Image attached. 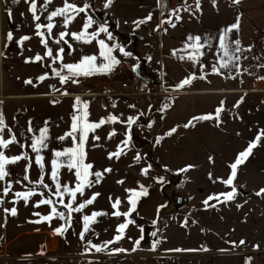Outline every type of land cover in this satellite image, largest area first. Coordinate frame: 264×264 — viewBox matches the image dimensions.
I'll return each mask as SVG.
<instances>
[{"label":"rangeland","instance_id":"1","mask_svg":"<svg viewBox=\"0 0 264 264\" xmlns=\"http://www.w3.org/2000/svg\"><path fill=\"white\" fill-rule=\"evenodd\" d=\"M178 1L166 0L164 9L161 0H113L108 8L104 7L106 0H69L78 6L89 3L91 7L86 13L77 15L67 28L62 17L53 18L51 35L47 29H40L47 41L46 48L41 43L42 37L36 34L35 25L49 23L48 14L61 7L64 0H52L51 4L36 0L39 21L25 14L7 18L8 13L4 10L8 6L26 4L29 9V3L26 0L16 3L0 0L3 7V21L0 19V114L6 124L0 131V138L16 137L15 143L0 151L9 158L27 155V159L7 165L9 175L0 180V264H264V193L256 194L264 189V111L259 109L260 96L255 91L230 92L225 87L227 75H219V80L204 71L210 65L209 57H204L203 67L197 65V78L191 84L176 87L193 75L188 72L196 67V62L188 59L186 64L180 59L192 49L179 47L189 24L182 21L178 26V11H175ZM100 13H106L108 17L105 20L97 18L95 14ZM149 14L152 19L137 27L135 22ZM88 16L98 22L87 30L89 33L104 24L115 36L109 40L105 33H100L97 40L103 39L109 45L118 44L132 53L125 57L113 50L112 54L126 64L125 72L131 75L138 69L144 77L150 78L149 84L142 83L143 94L133 96L118 90L101 77L102 73L79 77V83L75 84L70 81L61 84L59 77L54 75L53 68L59 70L61 63H77L84 56L95 55L98 64L104 62L99 56L97 40L85 43L66 36L68 44L55 42L61 32L79 33ZM206 21L204 18L201 24L209 25ZM173 25L176 30L170 34ZM228 28V25L214 30L210 27V42L207 43L206 38L203 41L209 46H219L220 36ZM8 32L13 34L11 41L7 40ZM24 36L30 39L22 40ZM228 42L231 50L232 32L228 33ZM48 48L53 50L52 57L45 55ZM60 48L65 50L63 60L53 63ZM37 55L42 57L40 61H35ZM218 59L212 58L213 61ZM222 70L228 71L231 67ZM63 74L67 75V70H63ZM43 75H46L44 80L38 79ZM211 79L216 85H211ZM28 80L32 83H25ZM64 92L68 94H62ZM77 97L81 102H88V121L107 120L109 115L118 118L116 122L105 123L89 132L85 143V162L93 166L91 171L103 175L98 183L93 182L87 187L82 196L77 194L75 204L94 193L99 195L82 212L72 214L70 226L59 218L32 223L30 221L39 219L35 213L48 215L51 209L50 205L36 206L39 200L60 199L53 195L51 160L55 151L74 147L73 138L66 133L71 131L72 116L79 114L73 107ZM99 98L113 100L101 106L94 103ZM78 107L82 113L83 105ZM218 107L223 110L217 119ZM206 114H211L213 119L195 120L192 126L184 127L193 117ZM129 117L137 118L130 130L121 122H126ZM29 127L32 132L28 131ZM42 128L48 131V146L40 152L45 165L43 169L35 163L36 153L29 147ZM173 128L175 132L165 135ZM113 131L115 135L110 138L109 133ZM127 131L131 133V146L119 159H109V153L116 152L118 146L123 147L121 142L126 139ZM258 135L261 139L257 141ZM61 136L65 139L60 140ZM97 136L99 139H95ZM159 137L163 138L157 143ZM251 142L256 146L238 166L233 185H225L222 181L230 175V165ZM137 154L142 157L139 161L134 159ZM60 162L66 164L65 158L61 157ZM121 164L132 165L140 178L156 191L155 199L150 186H145L149 194L139 199L136 211L127 218L112 215L115 211L112 203L117 198L122 201V197L128 202L131 193L126 190L139 191L143 184L137 182L135 172L123 167L117 169ZM148 165L151 168L143 175L141 169ZM189 165L192 167L187 171H179ZM114 166L122 183L115 179ZM106 168L111 171L104 172ZM42 176L49 188L35 184ZM160 177L164 178L163 183L159 182ZM89 179L95 181L96 177ZM59 180L69 187L77 183L74 170L67 167L59 169ZM9 186L10 192L4 195L3 189ZM232 187L237 189L233 200L218 202L213 199L209 206L203 203L209 196H219L231 191ZM29 190L35 194L27 203L15 197L16 192ZM178 196L182 197L181 204L177 203ZM63 199L68 202L67 194ZM220 201H223L222 196ZM155 202L159 211L155 223L150 224ZM13 207L17 209L15 216L4 211ZM55 207L64 211L67 219V209L59 203ZM94 211L105 215L97 217L81 239L82 217ZM121 219L123 223L126 219L135 223L126 228L129 234L114 240L119 235L117 228ZM61 225L66 230L62 235L55 234L54 229ZM137 232L140 233L136 238ZM153 232H156L155 237H152ZM136 240H140L139 245ZM240 240L245 243L241 245ZM108 241L113 242L106 243ZM92 245L102 250L97 252ZM115 249L125 251L116 252Z\"/></svg>","mask_w":264,"mask_h":264},{"label":"snow or ice","instance_id":"2","mask_svg":"<svg viewBox=\"0 0 264 264\" xmlns=\"http://www.w3.org/2000/svg\"><path fill=\"white\" fill-rule=\"evenodd\" d=\"M18 2V0H13V3ZM27 3H29V11L33 14V19L35 21H39L40 16L37 15V8L38 5L36 3V0H26ZM46 4H51L52 0H45ZM113 3V0H106V3L104 4L105 8H108L111 4ZM233 3L239 4L240 0H233ZM91 5L89 3H85L83 6H78L74 3H70L69 0H64V3L61 7H57L55 10L51 11L47 19L49 23L46 25L36 23L35 27L37 29L36 34L41 38V43L45 45L47 48V41L43 39L44 33L40 31V29L45 28L48 31V34L51 35L52 29L54 27V24L52 23L53 18L55 17H62L63 18V23L65 28L76 18L77 15L80 13H86L88 9H90ZM197 7H199V0H197ZM41 10H43L41 6ZM175 11H178L175 10ZM8 16L11 19V11H8ZM152 15L149 14L148 17L139 20L136 23L137 27H139L141 24H144L147 22V20H151ZM176 19L179 20L180 17L177 15ZM98 23L97 21H94L91 16H88L82 30L79 33L75 32H61L59 33V39H57L55 42L59 44L61 41L64 43L68 44V41L65 39L66 36H71L72 40L75 41H83L85 43H91L93 40H97V37L99 36L100 33H105L108 37L109 40H113L112 33L108 30L107 26L104 24H100L97 30L88 32L87 30L93 26V24ZM163 23V21H162ZM175 25H173L174 27ZM240 24H239V17H237V22L232 24L228 29H226L220 36V49L223 52L222 57L220 58L218 66H213V72L219 74L221 69H229L231 67H235L237 70H239V64L238 63H233L238 62L241 59V56L238 55V53L242 52V49L239 47L240 41L236 40L233 43H235L236 47L234 49L230 50V43L228 42V33L232 32L233 30H239ZM22 40H28L30 39L28 36H24L21 38ZM190 39H192L190 37ZM195 43L189 45L192 49L191 52L188 53L187 58L194 63L197 60L198 55L200 54V49L203 47L202 44L199 43L200 38L195 37ZM7 40L11 41L13 40V34L12 32L7 33ZM97 43L99 44L100 47V52L99 56L103 59V63H97V57L95 55L92 56H84L81 58V60L77 63H61L60 64V69L53 68L52 71L55 76L59 77L60 83L65 84L68 83L69 81L71 83H79V77H88L92 76L97 73H103L107 74L111 72L114 67L118 64H120V60H118L112 53L113 50L116 49L120 53L123 54L125 57H129L132 55L131 52L125 51L123 47H121L118 44H112L109 45L105 42L103 39L97 40ZM69 49H71V44H69ZM64 48H60L56 54V56L53 59V63H56L58 61L62 62L63 60V53H64ZM2 54V53H0ZM46 56L52 57L53 56V50L51 48H48V50L45 53ZM185 57H180V59H184ZM35 61H40L42 57L40 55H37L35 58ZM26 62H28L26 60ZM201 67H203L201 65ZM63 70H67V75L63 74ZM46 78V75L40 76L38 79L44 80ZM197 77L195 75H190L189 77L183 79L176 87L177 88H183L186 85H189L192 83L193 79H196ZM203 79L204 77H200ZM25 83L31 84L32 81L28 80L25 81ZM64 95H67V92L62 93ZM83 105V111L82 113L80 112L79 105ZM115 107V105H113ZM74 109L79 113L75 114L72 116V125H71V131L66 133V136H70L73 138L74 141V147L70 148H65L62 151H55L54 152V158L51 160V173H50V178L55 184V190L53 192V195L56 197H59L60 199L57 201H53L52 199H41L38 201L39 205H50L51 209L48 215H43L41 216L40 213H35L34 215L38 216L39 219L35 221H30L32 223H41V222H51L54 218H59L61 220H65V223L70 226L71 223V218L73 213H80L82 210L87 206L93 204L95 201L96 197L99 195V193H94L92 197L84 200L82 203L75 204V201L77 199V194L83 195L84 191L87 187H90L93 182L98 183L99 180L102 178V173L101 172H93L91 171L92 165L89 163L85 162V143L88 138V133L94 131L95 129L100 128L103 124L108 123V122H116L118 118L113 115H109L107 120L104 118H101L99 122H90L87 120L88 112H87V107L88 104L87 102H81L80 98H76V102L73 105ZM130 107H134V105H130ZM167 107V105H165ZM223 109L218 107L216 109L215 116L218 119L220 112ZM213 119V116L211 114H206L202 115L199 117H193L192 120H190L187 124L184 125L185 128L192 126L193 121L195 120H209ZM137 118L135 117H129L126 122L121 121L122 123H126L128 129L130 130L132 125L136 123ZM6 127L4 117L2 114H0V131H3L4 128ZM148 127H151V124L148 125ZM29 132H32L33 129L29 127L28 129ZM176 129L173 128L171 129L168 133L165 135H171L173 132H175ZM115 135V132L113 131L112 133H109V137ZM48 137V131L46 128H42L39 131V136H34L32 138V143L29 145L31 148L32 152L36 153L35 156V163L37 166H39L41 169L44 168V162H43V157L40 155V152L42 149L47 148V140ZM163 137L157 138V143L160 142V140ZM60 140L65 139L64 136L59 137ZM95 139H99V137H95ZM261 136L258 135L256 137V140H260ZM131 141V133L130 131L126 132V139L123 140L121 143L123 147L118 146V150L116 152L109 153V159H112L113 157L119 159V157L124 154L125 149L129 148ZM16 142V137L12 136L10 139H2L0 138V149L3 148H8V146L12 143ZM256 146L255 142L249 143L247 149L244 151L240 152L236 160L230 165L231 168V173L228 176L226 180H223L222 182L225 185H233V181L236 178L237 174V169L238 166L243 164L245 160L248 158V156L251 154L252 149ZM63 157L66 160V164L60 162V158ZM21 159H27L26 154L18 155L15 157L9 158L8 156L5 155L3 151H0V180H4L8 175L9 172L6 171V166L10 164H14L17 161ZM136 161H139L142 159L140 154H137L136 157H134ZM61 167H67L70 171L74 170V174L77 180V183L75 184L74 187H69L67 184H62L59 180V169ZM192 167L191 165L187 166L186 168L180 169V172H185L188 170V168ZM151 168V165H148V167H145L141 169V173L143 175H147L149 172V169ZM27 167L25 169V172L27 173ZM111 169H104V172H110ZM95 176L96 180L92 181L89 179V177ZM25 180L28 179V176L25 175L24 177ZM159 182L163 183L164 178L160 177L158 178ZM119 183H122V181H119ZM35 184L42 185L44 188H49L50 186L46 183H44L43 176L35 182ZM126 191L130 192L131 195L128 197V203L130 207L128 208V211L126 212H120L118 210L119 205L121 204V200L117 198L113 203L112 207L115 211H113L112 215L114 216H123V217H130V215L136 211V206L137 202L141 197L147 196L148 189L144 185H140V190L137 191L135 189H127ZM10 192V186L5 187L3 189L4 195H7ZM237 193V189L235 187H232L231 191L226 192V193H221L219 196H209L203 203L205 206H209V201L216 199L218 202H227L231 201L234 199L235 195ZM261 193H264V189H261L260 192L256 193L257 195H260ZM35 192L33 190H29L26 192H16L15 197L17 199H22L25 203L29 201V197L33 196ZM67 194L69 197V200L67 203L64 202L63 197ZM220 196L223 197V201H220ZM2 202V201H0ZM59 203L63 206L64 209H67V219H66V214L64 211H58L57 208L55 207V204ZM214 206V205H211ZM160 207H163L161 205ZM239 207V205H238ZM6 213H10L12 216L17 215V209L16 208H11V209H4ZM159 211V209H158ZM105 215L103 212H92L91 215H84L82 217L83 221V230L80 233L81 239H84L85 233L90 231L91 225L96 222V218L99 216ZM135 221L132 219H126L125 223H121L118 225L117 231L119 235H117L114 240H120L123 238L124 230L128 228L129 225L134 224ZM155 223V221H153ZM66 230L64 225H61V227L55 228L54 233L57 235H62L63 232ZM142 230V229H141ZM153 236L156 235L155 232L152 233ZM143 237H141L142 239ZM113 241H108L106 243H112ZM137 245H139L140 240H136L135 242ZM158 243V241L156 242ZM239 243L242 245L245 243L244 240H240ZM89 244H91V241H89ZM92 247L95 248L97 252L101 251V247L92 245ZM155 247V244L153 245ZM135 250V249H133ZM116 252H123L125 251L124 249H115ZM175 251H181V249H175Z\"/></svg>","mask_w":264,"mask_h":264},{"label":"crops","instance_id":"3","mask_svg":"<svg viewBox=\"0 0 264 264\" xmlns=\"http://www.w3.org/2000/svg\"><path fill=\"white\" fill-rule=\"evenodd\" d=\"M178 16L180 19L178 20V26L180 27V23L182 21L188 22L189 26L185 27L184 37L182 38V44L179 47L181 49L189 50V45L195 43V37H199V43L203 45L200 49V54L196 60V67L189 70V74L196 75L198 74L197 65L203 66L204 57H209L207 59L210 63L209 67L204 71L209 72L212 76H217L220 80L219 75H227V86H225L230 92H250L255 91L259 93L260 96V111H264V0H240L239 4L233 3V0H199V7H197V0H179L178 3ZM2 4H0V19L3 21L2 14ZM11 11V18L17 17L19 14H25L29 18L33 16V14L27 9V5H10L4 12L8 13ZM22 10V11H18ZM95 16L98 18L97 14ZM237 17H239V30L232 31V43L236 40L240 41L239 47L242 49V52L238 53L241 56V59L238 62L239 70L235 67H231V70L224 71L221 69L219 74L213 72V66L219 64L220 58L223 55L220 46H209L207 43L210 42V27L212 30L214 28L220 29V26H231L232 24L237 22ZM7 18H9L7 14ZM204 18L207 19V23L209 25L203 24L202 21ZM11 22V21H10ZM207 25V26H205ZM178 27V30H179ZM176 30V25L169 29V33L172 34ZM168 32V31H167ZM205 33V34H204ZM190 37L192 39H190ZM185 38V39H184ZM206 38L209 41L206 43L203 39ZM236 47L235 43L231 45V49ZM185 50V51H186ZM219 58L216 61H213L212 58ZM190 76V75H189ZM188 76V77H189ZM147 84L150 83V78ZM194 80V79H193ZM223 80V79H222ZM218 81V80H216ZM223 82V81H222ZM211 85H216L215 81L211 79ZM220 88V87H218ZM7 97H11L10 95H6ZM5 98V97H4ZM112 98H99L94 103H98L101 106L106 105L109 101H112ZM85 102V101H84ZM88 103V102H87ZM71 145H69L70 147ZM121 147V146H120ZM117 169L119 167H123L133 171L137 174V182L142 183L144 186H150V191L152 196L156 199V191L155 188L149 185L147 182L142 180L139 174L133 169L132 165H117ZM115 179H122V177L118 176L115 171L114 166ZM118 176V177H117ZM123 190V188H122ZM126 190V188H125ZM151 196V198H152ZM157 203L155 202L154 211L151 218L150 224L156 218L157 212ZM130 207L125 197H122L121 205H119L118 210L122 212L128 211ZM123 213V212H122ZM121 218V216H120ZM121 223L123 220L121 219ZM129 230V229H128ZM128 230H124V237L129 234ZM140 233V232H139ZM137 232L135 237L139 236ZM133 236V235H132ZM134 238V237H133ZM135 238V239H136Z\"/></svg>","mask_w":264,"mask_h":264},{"label":"built area","instance_id":"4","mask_svg":"<svg viewBox=\"0 0 264 264\" xmlns=\"http://www.w3.org/2000/svg\"><path fill=\"white\" fill-rule=\"evenodd\" d=\"M182 57H185L183 62L187 64V56L184 55ZM125 69H127L126 64L121 61L111 72L107 74L102 73L101 77L105 78L106 82H111L113 86L122 92H128L133 96L143 94L145 91L143 90L142 83H147L142 81L135 73L128 75Z\"/></svg>","mask_w":264,"mask_h":264},{"label":"water","instance_id":"5","mask_svg":"<svg viewBox=\"0 0 264 264\" xmlns=\"http://www.w3.org/2000/svg\"><path fill=\"white\" fill-rule=\"evenodd\" d=\"M97 16L102 19V20H105L108 16L106 13H100V14H97ZM113 37H115L113 34H112ZM135 74L138 75L142 81H144L145 83H148L149 79L147 77H144L141 72L138 71V69H135ZM177 203L178 204H181L182 203V197L181 196H178L177 198ZM156 233V232H155ZM152 237H155V236H152Z\"/></svg>","mask_w":264,"mask_h":264},{"label":"trees","instance_id":"6","mask_svg":"<svg viewBox=\"0 0 264 264\" xmlns=\"http://www.w3.org/2000/svg\"><path fill=\"white\" fill-rule=\"evenodd\" d=\"M165 5H166V0H161V8L165 9ZM159 207L157 208L158 211ZM156 218H157V214H156Z\"/></svg>","mask_w":264,"mask_h":264}]
</instances>
